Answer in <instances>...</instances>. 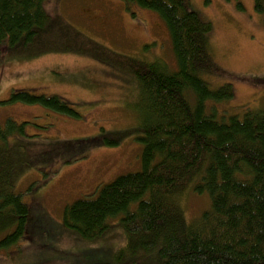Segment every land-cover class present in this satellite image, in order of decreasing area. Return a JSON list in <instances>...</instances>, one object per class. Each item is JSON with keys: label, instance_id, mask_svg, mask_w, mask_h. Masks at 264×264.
I'll use <instances>...</instances> for the list:
<instances>
[{"label": "trees", "instance_id": "16d2710c", "mask_svg": "<svg viewBox=\"0 0 264 264\" xmlns=\"http://www.w3.org/2000/svg\"><path fill=\"white\" fill-rule=\"evenodd\" d=\"M47 1L0 0V58L37 57L59 50L60 42L85 49L78 44L84 36L49 14ZM124 1L159 13L171 34L177 68L90 40L104 60L138 80L142 167L68 205L65 225L92 239L119 219L127 243L116 258L124 259L127 250V264H264V106L247 110L243 118L217 116V103L231 99L234 90L231 84L212 89L200 75L211 24L187 0ZM254 8L264 17V0H254ZM6 102L80 117L58 95L18 89ZM26 124L0 122V248L11 251L26 233L29 207L13 189L21 170L13 166L15 146L9 140L25 133ZM190 189L209 200L191 220L181 205Z\"/></svg>", "mask_w": 264, "mask_h": 264}, {"label": "rangeland", "instance_id": "374dc122", "mask_svg": "<svg viewBox=\"0 0 264 264\" xmlns=\"http://www.w3.org/2000/svg\"><path fill=\"white\" fill-rule=\"evenodd\" d=\"M187 1L211 24L200 75L212 89L231 84L234 90L231 99L217 103V116L243 118L247 110H259L264 106V17L254 0ZM44 6L75 36H84L78 44L85 49L60 42L59 50L37 57L0 58V122H27L26 132L11 135L9 143L15 146L13 166L21 170L13 189L29 207L26 233L12 251L0 248V264H127V250L124 259L116 258L127 243L119 219L92 239L64 222L68 205L142 167L138 80L104 60L89 42L175 70L171 34L159 13L124 0H48ZM18 89L58 95L80 117L40 104L6 102ZM208 204L207 195L191 189L181 197L189 220Z\"/></svg>", "mask_w": 264, "mask_h": 264}, {"label": "bare ground", "instance_id": "6f19581e", "mask_svg": "<svg viewBox=\"0 0 264 264\" xmlns=\"http://www.w3.org/2000/svg\"><path fill=\"white\" fill-rule=\"evenodd\" d=\"M209 36V35H208ZM145 57V56H144Z\"/></svg>", "mask_w": 264, "mask_h": 264}]
</instances>
